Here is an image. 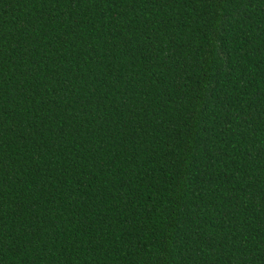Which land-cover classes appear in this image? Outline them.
<instances>
[{"label":"trees","instance_id":"1","mask_svg":"<svg viewBox=\"0 0 264 264\" xmlns=\"http://www.w3.org/2000/svg\"><path fill=\"white\" fill-rule=\"evenodd\" d=\"M0 264H264V0H0Z\"/></svg>","mask_w":264,"mask_h":264}]
</instances>
